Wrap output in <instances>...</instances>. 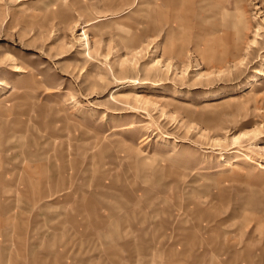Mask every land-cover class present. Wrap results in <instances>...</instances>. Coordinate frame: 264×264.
Instances as JSON below:
<instances>
[{"label": "rangeland", "instance_id": "obj_1", "mask_svg": "<svg viewBox=\"0 0 264 264\" xmlns=\"http://www.w3.org/2000/svg\"><path fill=\"white\" fill-rule=\"evenodd\" d=\"M175 2L0 0V264H264V0Z\"/></svg>", "mask_w": 264, "mask_h": 264}, {"label": "bare ground", "instance_id": "obj_2", "mask_svg": "<svg viewBox=\"0 0 264 264\" xmlns=\"http://www.w3.org/2000/svg\"><path fill=\"white\" fill-rule=\"evenodd\" d=\"M167 1H171L172 3H176V2H177V1L175 2V0H167ZM167 3H168V2H167ZM263 167H264V166H263Z\"/></svg>", "mask_w": 264, "mask_h": 264}]
</instances>
